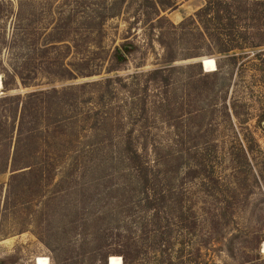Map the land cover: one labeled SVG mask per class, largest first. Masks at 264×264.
Segmentation results:
<instances>
[{
    "label": "trees",
    "instance_id": "trees-1",
    "mask_svg": "<svg viewBox=\"0 0 264 264\" xmlns=\"http://www.w3.org/2000/svg\"><path fill=\"white\" fill-rule=\"evenodd\" d=\"M72 1L74 14L64 17L59 12L46 30L27 26L22 0L15 10L9 1L0 0V51L13 60L6 65L0 61V174H9L7 183L0 185V239L30 227L50 246L52 237L45 232L53 228L52 219L74 216L71 229L86 234L80 253L100 264L110 256L122 264H139L137 242L142 235L162 264H173L175 243L181 253L197 255L200 247L193 241L172 242L169 232L184 222L181 226L194 235L198 215L186 186L202 187L215 180L200 139L202 127L216 110L215 85L222 67L216 62L218 71L205 73L198 63L182 68L173 64L213 55L235 62V52L264 46V31L256 25L264 21V0H203V6L177 26L165 13L186 0ZM12 15L14 27L7 37L4 23ZM115 18H122L128 27L141 23L157 31L156 43L162 49L158 69L118 75L139 48L129 37L107 47L105 25ZM71 26L77 27L75 32ZM204 66L209 71L210 61ZM179 70L186 72V78L178 82L183 97L177 112L188 116L192 122L188 128L196 131L190 147L185 140L175 143L164 137L174 129V74ZM100 76L60 89L10 94L18 85L31 88ZM207 98L201 107V99ZM224 99L220 110L229 120ZM261 123L264 138V119ZM104 190L112 200L137 206L145 215L134 228L139 230L137 239L126 234L129 229L121 221L106 222L88 212L94 195ZM184 200L189 201L185 216ZM54 246L59 264H77L82 256L73 257L69 243Z\"/></svg>",
    "mask_w": 264,
    "mask_h": 264
},
{
    "label": "rangeland",
    "instance_id": "rangeland-1",
    "mask_svg": "<svg viewBox=\"0 0 264 264\" xmlns=\"http://www.w3.org/2000/svg\"><path fill=\"white\" fill-rule=\"evenodd\" d=\"M7 1L15 10L18 0ZM22 3L28 27L49 30L59 12L62 11L64 17L74 14L72 0H22ZM203 3V0H186L176 10L165 15L170 23L177 26L184 19L193 16ZM14 22L12 15L4 23L7 37L10 36ZM256 25L264 31V21ZM164 27L168 26L164 24ZM76 29L77 27H70L73 32ZM105 31V44L108 48L112 49L119 45L123 37H129L128 40L139 48V51L129 59L125 70L118 73L119 76L146 73L160 67L162 49L156 43V30L151 32L152 30L141 23L128 27L122 18H115L106 23ZM235 54V62L219 55L201 57L211 63L209 71H206L208 73L217 70L216 62L222 67L215 85L218 92L216 110L208 119L211 122L202 127L200 139L205 142L201 148L203 154H207L215 180L205 182L202 187L193 183L186 186L191 192V201L197 211L198 226L194 235L189 234L184 226H181L184 222L177 227L171 226L170 239L173 242L175 238H179L185 244L193 241L200 250L199 254L191 256L186 251L181 253L180 246L175 243L172 248L173 264H190L193 260L196 264H264V254L261 251L264 243V138L261 131V121L264 119V46L237 51ZM179 55L182 56V53ZM201 58L181 60L173 65L182 68L185 65L197 64V60ZM1 60L5 65L13 61L12 56L3 49L0 51ZM139 65L142 67L137 68ZM103 76L76 81H53L50 85L31 88H22L18 85L10 94L24 95L38 89H60L95 81ZM185 78L186 72L183 73L182 70L174 74V129L171 130L169 137H164L175 143L185 140L190 147L194 145L196 131L193 127L188 128V124L192 123H188L189 117L181 116L177 112L178 104L183 97L181 90L183 88H178V82ZM223 98L229 108V120L220 110L223 107ZM207 102L208 98L205 101L201 99V107ZM188 159L186 155L185 167L191 163ZM186 171L187 169L184 173ZM8 177V173L0 174V185L7 183ZM101 193L104 195L101 196ZM69 200H72V191ZM93 200L94 202L87 206L88 212L93 211L94 217L105 218L106 222L121 221L123 226L126 225L129 229L126 234L132 239L138 238L139 230L134 228L143 223L145 215L137 206L130 208L123 203H117L106 190L95 194ZM188 202L184 200L181 210L183 216L186 215ZM74 219V216L63 218L60 215L52 219L53 228L50 232H45L52 237L50 246L45 245L43 239H39L36 231L30 227L21 234L1 238L0 264H59V260H56L57 253L53 252L52 246L59 247L61 242L70 244L74 250L73 257L77 254L82 255L77 258V264H100L90 255L80 253V244L83 242V235L86 234L83 229L77 231L71 229L69 223ZM176 221H171V224ZM66 231L68 233L64 237ZM151 235L152 233H149V236ZM146 243L148 242L142 235L137 242L139 264H162L158 252L149 250L145 246ZM106 264H122V261L120 258L110 256Z\"/></svg>",
    "mask_w": 264,
    "mask_h": 264
},
{
    "label": "water",
    "instance_id": "water-1",
    "mask_svg": "<svg viewBox=\"0 0 264 264\" xmlns=\"http://www.w3.org/2000/svg\"><path fill=\"white\" fill-rule=\"evenodd\" d=\"M204 59L205 58L198 59L197 62H198V64H200V66L203 69V71L206 72L205 71V67H204ZM206 73H208V72H206ZM1 88H2V85H1Z\"/></svg>",
    "mask_w": 264,
    "mask_h": 264
},
{
    "label": "bare ground",
    "instance_id": "bare-ground-1",
    "mask_svg": "<svg viewBox=\"0 0 264 264\" xmlns=\"http://www.w3.org/2000/svg\"><path fill=\"white\" fill-rule=\"evenodd\" d=\"M204 67H205V66H204ZM205 71H206V69H205ZM0 89H1V78H0ZM261 251H262V253L264 254V243H263V245H262Z\"/></svg>",
    "mask_w": 264,
    "mask_h": 264
}]
</instances>
